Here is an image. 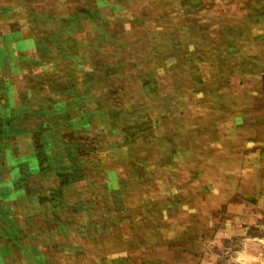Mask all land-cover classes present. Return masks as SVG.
<instances>
[{
    "label": "rangeland",
    "instance_id": "374dc122",
    "mask_svg": "<svg viewBox=\"0 0 264 264\" xmlns=\"http://www.w3.org/2000/svg\"><path fill=\"white\" fill-rule=\"evenodd\" d=\"M0 264H264V0H0Z\"/></svg>",
    "mask_w": 264,
    "mask_h": 264
}]
</instances>
